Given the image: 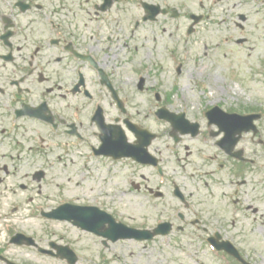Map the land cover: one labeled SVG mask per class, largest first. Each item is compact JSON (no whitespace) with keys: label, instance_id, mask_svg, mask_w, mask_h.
<instances>
[{"label":"flooded vegetation","instance_id":"af4514ba","mask_svg":"<svg viewBox=\"0 0 264 264\" xmlns=\"http://www.w3.org/2000/svg\"><path fill=\"white\" fill-rule=\"evenodd\" d=\"M193 1L0 0V186L10 177L31 176L34 183L36 177L43 181L50 173V155L42 145L47 140L43 132L52 126L50 124H56L52 127L60 130L61 125L70 127L75 124L70 119L81 118L78 125L75 124V132L81 136L76 137L77 141L84 150L90 151L91 146L93 151L95 146L91 140L95 138L98 147V133L92 131L94 114L91 106H98L101 102L108 108L110 100L113 101L102 76L119 89L117 91L123 102L131 109L132 91L128 86L130 65L147 61L150 67L144 64L142 71L147 72L149 77L155 73V62L162 55V44L168 45L173 40L177 43L180 28L183 30L186 26L183 17L189 18L191 23L195 22V12L189 10ZM198 8L201 10L197 14L199 21L197 24L193 22L192 32L196 35L200 33L204 26L199 22L207 20L203 38L208 36V39H205L204 63L192 68V78L203 77L204 81L211 82L210 74L204 73L209 72L206 68L210 52L208 45L215 39H221L219 27L231 29L229 21L234 32L239 34L236 38L239 44L249 45L252 53L264 52V0H206L200 2ZM8 24L10 29L6 30ZM213 28L217 29L212 34ZM186 31L188 33V29ZM7 32L11 34L8 39L4 36ZM194 33L189 34L191 48L202 34L197 39H190ZM256 60L252 62V69H262L253 78L256 75L264 78V55L256 57ZM199 61L196 60V63ZM219 79L215 77L216 81ZM149 81L157 82V78ZM146 84L144 90L151 91V86L146 87ZM170 103V99L165 97L158 107ZM217 104L233 112V108H228L224 102L218 101ZM128 115L133 119L130 113ZM51 116L53 122H50ZM89 117L91 121L85 120ZM225 123H222V126H228L225 132L208 121L203 127L200 124L198 137L202 135L204 142L201 147L196 144L195 152L192 150V136L182 135L176 142L171 137L173 132L168 124H156V128L152 129L157 139L152 141L149 150L160 161L169 149L167 142L173 145V149L177 148L176 152L180 143L183 155L177 154L181 160L193 154L206 161L204 167L208 164L214 167L204 170L207 176L218 177L222 172V188L230 195L225 196L223 208L214 204L217 194L208 186L205 221L195 218L196 229L201 231L206 241L219 235V240L233 242L246 259L261 264L262 260L248 245L254 236L264 238V124H254L255 127L239 135L236 131L240 128L239 124ZM25 124H38L39 130L34 133L39 138L40 148L36 153L24 130ZM140 125L150 129L154 124ZM64 132L71 134L72 130L64 129ZM127 134L131 141H135L132 132ZM20 186L23 187L22 184ZM13 195L17 198V194ZM195 195V191H191L190 196L194 198ZM82 198L78 196L76 200L66 202L85 205ZM110 198L109 203L112 204V193ZM2 199L3 192L0 191V203ZM244 201L247 202L242 206ZM200 208V204L194 203L190 213L195 216ZM248 209L250 212L246 211ZM72 231L81 235L75 241H66L68 237L61 236L64 241L60 240V244H68L74 249L77 264H116L115 261L110 262V257H115L116 252L126 253V248L119 249L118 244L132 243L130 240H98L94 234L84 233L80 228L73 227ZM40 234H37L38 246L48 247L53 241L48 239L49 233L43 231ZM1 237L2 231L0 264H28L15 248L17 243L10 248L8 245L14 246L13 242L3 245ZM47 239L49 241L44 246ZM38 246H32L34 255L48 257L46 261L54 259L52 254L42 252ZM54 253H58V249H54ZM140 255L138 253V257ZM131 258L135 262L139 260L133 254ZM55 260L60 262L57 264H68L66 260ZM125 264H130V260Z\"/></svg>","mask_w":264,"mask_h":264},{"label":"rangeland","instance_id":"374dc122","mask_svg":"<svg viewBox=\"0 0 264 264\" xmlns=\"http://www.w3.org/2000/svg\"><path fill=\"white\" fill-rule=\"evenodd\" d=\"M178 37H182L181 32H179ZM183 41L184 40H181L179 42V46ZM173 45L178 46V41L177 43L174 42ZM214 49L215 50L212 51L211 58L209 60V63H207L206 68L214 69V67L216 66V64L214 63L219 62L222 58L226 59L229 62L228 75H225V77H228L225 83V88L227 90L226 103L228 105H234V108H239L241 106L244 110L256 108V105L264 104V81L258 80V78L257 80H253L250 73L252 62L256 59V57L263 56L264 52L260 54L254 52L252 55H249L246 49H239L232 42L224 44L219 49ZM184 50H186V48H179V55H181ZM196 54L197 52L195 51L194 55ZM194 65V62L192 61V63H190L189 65L184 66V70L181 73L182 76L179 80L182 87H186L188 91L185 92L183 90H179V96L180 94H185V101H189V99H191L190 101L194 104V109L190 113L198 116L199 111L202 108V105H200L201 101L203 102V105H205L206 103L203 98L202 100H200L201 98H199L198 96L200 92L196 87L195 81L191 80L190 77L187 76V74L192 71L190 69ZM215 73L217 75H222L226 74V71L222 69V66L220 64H217L216 70H213L212 74L216 75ZM171 74L172 73L170 71V67L165 66L164 70L161 72V76L163 78V87H170L169 82ZM212 81H215V76L213 77ZM210 89L213 88H210L209 86L206 87L208 94H210ZM216 95L217 94L214 93L212 96H210L211 98H214ZM173 98L176 100L175 104L178 106V108H181L182 106H180V101L177 99L176 93L174 94ZM134 104L135 105H133V108L134 110H136L137 102L135 101ZM147 104L150 105L149 102ZM142 113L147 114V111H144ZM68 157L73 156L71 155ZM80 161V158H78L76 161H73L71 159L67 160L64 156L59 163L54 165L51 170V174L47 175V181L50 182V185L48 187L44 185V194L41 193V195L44 198L46 197L45 194L51 196V206L56 204L57 201L68 200L73 198L75 195L90 197L91 194L96 193L95 190L106 192V187L102 186L105 182L110 183L112 187H118L119 195H124L122 193L124 191L123 188L130 186L131 191L127 195H124V197L121 198V202L119 200L116 205L117 208H120L119 205H121L123 207L122 209L128 211L129 208L127 206H130L128 202H134L137 209L130 210V215L136 222H138L137 224H142L144 220L148 221L149 223H154L156 221L158 216L156 215L155 208L153 207L154 203L156 204V206L160 207L162 206V204L169 206V202H172L176 207L181 206L179 205V202L177 200L171 197L172 194L171 196H169L168 193H166V196H164L162 199L154 198L151 201H149L148 197L144 196L143 190L146 186H148V188H156V186H159L160 182L157 175L150 168L133 170L132 168L127 169L125 166H122L121 169H113L110 174H107L103 167H100L98 163H95L94 173L96 174L90 176L82 175L79 173ZM174 165H176L175 159L164 161V171L166 175L164 178L165 180L163 181L164 186H161L163 192H168V190H170V186L176 184L178 187L182 186L186 193H188L192 190L193 186L202 184L200 180L194 181L186 177L184 174L179 175L175 173ZM100 171L101 174L98 175L97 173ZM26 179L27 177L24 176L16 178L10 177L8 182L4 181L2 183V187L0 186V191H2L3 194L10 195V197L12 198V190L18 189L17 187H13L12 184L17 181L22 183ZM38 202L39 199L37 196H35L33 204ZM3 204L4 206H6V203ZM32 210H22L20 208L18 211H16V216H13V219L2 220L5 225L3 224L1 228L4 229L6 225L12 226L11 223H13L15 232L19 231L26 234H30L32 233V231L35 232L34 234H39L44 230L48 231L50 229L52 231L50 232V236L55 237L57 240H60V238L58 237L59 234L63 235L66 232H68V235L70 236L75 235V233H73L70 230L71 228H68L67 225L59 223H46L47 221L43 220L42 217H39V214H36V218L32 219V217H35L31 215ZM188 230V232L192 231L191 226H188ZM250 240L252 242L248 245V247L251 246V250L255 252V256H258L262 260L261 264H264V239L254 236L253 238H250ZM3 242L5 243L8 241L3 240ZM46 243L47 242H45V244ZM200 245L201 242L193 241L191 238L179 239L177 230H175L169 237L160 238L158 239V242L150 244V248L156 247L157 250L155 251V253H150L149 250L143 252V258L141 257L140 259L145 264H221L219 259L215 257L211 252H209L208 248H200ZM133 246H135L133 243H128L120 245V248L131 250L133 249ZM8 247L12 248V246L9 245ZM139 247L141 246L138 245L137 248ZM18 249L23 254L21 256L22 260H25L28 263L32 262V259L35 263H44L43 260L47 259V257L34 255V253L27 247H18ZM119 254L121 255L122 252H120ZM18 257H20V255H18ZM50 261L51 260H48V262ZM51 263L57 264V262L53 260ZM117 264H121V261H118Z\"/></svg>","mask_w":264,"mask_h":264},{"label":"water","instance_id":"95a60500","mask_svg":"<svg viewBox=\"0 0 264 264\" xmlns=\"http://www.w3.org/2000/svg\"><path fill=\"white\" fill-rule=\"evenodd\" d=\"M61 210H62V209L60 208V209H58L56 212H58V214L63 213Z\"/></svg>","mask_w":264,"mask_h":264}]
</instances>
